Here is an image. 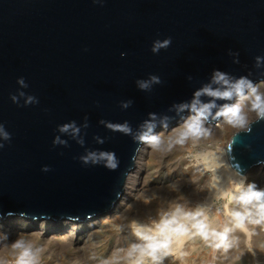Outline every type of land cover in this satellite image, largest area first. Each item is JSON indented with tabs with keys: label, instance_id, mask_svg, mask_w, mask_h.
I'll return each mask as SVG.
<instances>
[{
	"label": "water",
	"instance_id": "1",
	"mask_svg": "<svg viewBox=\"0 0 264 264\" xmlns=\"http://www.w3.org/2000/svg\"><path fill=\"white\" fill-rule=\"evenodd\" d=\"M168 37L171 46L153 54V41ZM256 56L264 57V0H0V123L11 133L0 149V217L80 222L106 214L124 192L137 145L99 121L135 128L149 112L189 99L213 70L264 80ZM149 75L162 83L139 90L136 80ZM18 90L39 103H13ZM85 117V147L114 151L116 171L83 165L85 147L57 132ZM56 135L69 146H53ZM233 148L237 170L264 161V122Z\"/></svg>",
	"mask_w": 264,
	"mask_h": 264
},
{
	"label": "clouds",
	"instance_id": "2",
	"mask_svg": "<svg viewBox=\"0 0 264 264\" xmlns=\"http://www.w3.org/2000/svg\"><path fill=\"white\" fill-rule=\"evenodd\" d=\"M93 2L103 4L104 0ZM171 43V37L156 39L151 52L158 54ZM254 67H264V57L256 56ZM250 76L213 70L189 99L174 102L165 113L149 112L135 128L128 121L100 120L109 131L130 137L137 145L135 165L145 154L151 155L166 169L164 178L175 174L176 179L137 194L132 203L121 200L119 211L97 219L84 235H79L81 226L67 221L68 231L62 234H49L46 223L25 231L27 225L21 220L22 230L12 236L0 217V264H264V186L249 179L242 166L234 168L231 161L234 144L264 122V80ZM17 83L21 89L28 87L23 77ZM161 83L156 75L136 80L137 88L145 92ZM21 98L23 106L39 103L20 90L10 96L16 104ZM132 103L122 101L120 106L128 109ZM88 127L85 117L81 125L74 120L58 125L57 132L85 147ZM214 129L221 130V138ZM93 139L97 144L106 141L100 136ZM10 141L11 133L0 123V149ZM57 145L68 147V140L56 135L53 146ZM79 160L109 171L120 165L114 151L86 147ZM260 165L264 161H258ZM42 171L50 169L44 166ZM183 183L203 197L194 200L184 194ZM164 188L175 195L162 196ZM153 203L154 211L143 217L132 214L137 204L149 208ZM77 240L81 243L76 244ZM193 246L199 249L195 257Z\"/></svg>",
	"mask_w": 264,
	"mask_h": 264
},
{
	"label": "bare ground",
	"instance_id": "3",
	"mask_svg": "<svg viewBox=\"0 0 264 264\" xmlns=\"http://www.w3.org/2000/svg\"><path fill=\"white\" fill-rule=\"evenodd\" d=\"M215 131V134L217 136V138H221L222 137V132L220 129H214ZM224 139H227V136H224L223 137ZM151 157V155H147L145 154L143 156V159L140 161L139 164L135 165L134 164V167L133 169L130 171V173L128 174L127 176V179H126V182H125V187H124V192L121 194L120 198L117 200L116 204L114 205V207L109 211L107 212L106 214H103L101 216H97L95 218H90L88 220H85V221H80V222H77V221H69V220H61L57 223H54L53 221H49V222H44L46 220H27V219H23V218H20V217H15V218H11L12 216H9L5 219L2 220V222L4 223L5 225V229L7 231H9L12 236H15L16 232L22 230V227H21V223H18V221H24V223L27 225V227L23 228V230L25 231H28V230H32V229H35L39 226L40 223H46L47 224V232L49 234L51 233H56V234H62V233H65L68 231V226L64 223L65 221L68 222V225H77V226H81L80 227V232L81 230H89V227L97 220L99 219L100 217H103V216H106V215H111L113 213H115L116 211H119L120 210V203H121V200H125L129 203H132L133 202V197L136 196L137 194H140L141 196L143 195V193L145 192L144 189L146 188L145 184H142L140 183L141 181L145 182L144 179H143V175L145 174V176H147V179L149 177L148 180H146V182L148 183V186L149 184H154L155 187H157V183L159 184V186H164L166 184H168L170 181L172 180H175L176 179V175L173 174V176H170V177H167V178H164V176L162 175L163 172L165 173L166 169L164 168V166L161 165V163L159 161L158 164H160L159 168L155 170L154 174L155 175H152L151 176V173L150 171H146V166H145V163H147V160H148V157ZM165 163H167V161H165ZM163 171V172H162ZM249 175V179H254L257 181V183H259L261 186L262 184L264 183V167L262 166H256V167H253L251 169H249L248 171H246ZM151 176V177H150ZM151 181V182H150ZM150 185V186H151ZM151 189V187H150ZM154 189V188H152ZM181 190L184 194L190 196L192 199H201L203 197V194H201L200 196H197L194 194L193 192V188L192 186L186 184V183H183L181 185ZM161 195L162 196H165V197H171L173 195H175L174 193H170L167 191L166 188L163 189V191L161 192ZM156 207V204L153 205V210L151 211H154ZM140 208V209H139ZM143 207L140 205L139 207H137V211H135L134 213H132L133 215H139L140 217H143L144 214L143 213H146V211H143L142 209ZM141 210L143 212H141ZM149 211V210H148ZM147 211V212H148ZM63 231V232H61ZM66 241L70 239V237H65L64 238ZM193 254H194V257L199 255V249L197 246H193Z\"/></svg>",
	"mask_w": 264,
	"mask_h": 264
},
{
	"label": "rangeland",
	"instance_id": "4",
	"mask_svg": "<svg viewBox=\"0 0 264 264\" xmlns=\"http://www.w3.org/2000/svg\"><path fill=\"white\" fill-rule=\"evenodd\" d=\"M158 160L156 159V158H154L153 156H149L148 157V160H147V163H145V166L147 167L146 168V171H150V173H151V176L152 175H155L154 174V172H155V170L156 169H158L160 166V164H158V162H157ZM163 172V171H162ZM163 176H164V172H163V174H162ZM144 177H143V179H144V181L145 182H143V181H141L140 183H142V184H145L146 186V188L144 189V191L145 192H147V191H149V190H153L152 188H154V189H157L158 187H162V186H159V184L157 183V187H155V183L154 184H149V186H148V183L146 182V180H148L149 179V177H148V179H147V176H145V174L143 175ZM150 176V177H151ZM151 182V181H150ZM151 185V186H150ZM262 186H264V183L262 184ZM150 187H151V189H150ZM155 203H153L149 208H145L143 205H141L143 208V211H150V209L151 210H153V205H154ZM140 206V204H137L136 205V209H137V207H139ZM140 209V208H139ZM142 210H141V212H143ZM143 214H145V213H143ZM16 216H13V217H11V218H15ZM17 218V217H16ZM93 218H95V217H93ZM23 219H26V218H23ZM28 220V219H27ZM44 222H49V221H44ZM52 222V221H51ZM59 222V221H58ZM54 223H57V222H54ZM61 232H63V231H61ZM85 233H87V230H81V232L79 233V235H84ZM67 241H70V239L69 240H67ZM75 243L76 244H79V243H81V241H79V240H77V241H75Z\"/></svg>",
	"mask_w": 264,
	"mask_h": 264
}]
</instances>
